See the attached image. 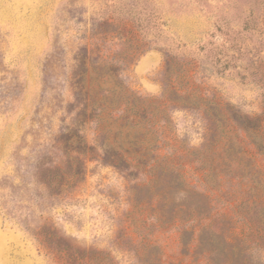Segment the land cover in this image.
<instances>
[{"label":"rangeland","instance_id":"obj_1","mask_svg":"<svg viewBox=\"0 0 264 264\" xmlns=\"http://www.w3.org/2000/svg\"><path fill=\"white\" fill-rule=\"evenodd\" d=\"M0 264H264V0H0Z\"/></svg>","mask_w":264,"mask_h":264},{"label":"trees","instance_id":"obj_2","mask_svg":"<svg viewBox=\"0 0 264 264\" xmlns=\"http://www.w3.org/2000/svg\"><path fill=\"white\" fill-rule=\"evenodd\" d=\"M135 117V116H134ZM238 129H241L244 133H246V134H249V133H251L252 132V130H254V131H258L259 129H260V127L259 126H252V127H249V128H246V127H239ZM79 142V144L80 143H82L81 141H80V138H79V140H78ZM211 168H209L208 170H210Z\"/></svg>","mask_w":264,"mask_h":264}]
</instances>
